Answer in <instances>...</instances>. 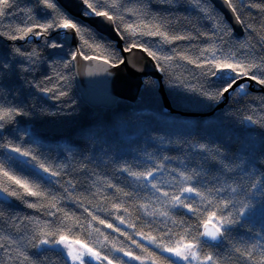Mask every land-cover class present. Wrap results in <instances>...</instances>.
Segmentation results:
<instances>
[{
	"label": "trees",
	"instance_id": "obj_1",
	"mask_svg": "<svg viewBox=\"0 0 264 264\" xmlns=\"http://www.w3.org/2000/svg\"><path fill=\"white\" fill-rule=\"evenodd\" d=\"M207 2L231 28L220 10L210 0ZM16 4L12 15L0 19V31H3L5 26H15L26 20L27 12L21 9L31 8L37 20L46 11L36 4V0H16ZM58 5L67 15L86 25L96 43L107 46L105 55L113 59L114 63L123 59L116 43L87 22L72 15L59 2ZM129 6L142 8L147 18H162L166 30L170 33L194 37L171 44L162 42L159 37L123 38L125 47L133 40H138L143 47L149 48L159 56L173 57L167 62L156 60L163 74V83L172 107L197 113L214 109L225 96L217 101L206 100L200 95V90L215 91L219 82L205 75L204 70L195 63L180 58L188 56L196 59L201 49L213 43L208 39V35L214 31L212 21L205 18L204 13L199 11L192 0H176L172 5L161 3V0H139L138 3L134 0ZM240 11L242 18L257 29L264 22V14L255 8H242ZM135 19L137 17L126 16L129 23ZM243 27L244 34L241 37H235L232 30L231 35H226L223 42L216 39L214 43L218 49H223V55L235 52L237 58H243L250 52L239 46L250 42L254 46L251 54L264 55L260 35L247 29L245 25ZM11 45L19 46L23 50L36 49L40 54L39 59L29 63L23 57L15 56L10 50ZM83 50L85 54L101 52V49H97L96 53L88 48ZM67 51H75V48L66 44L63 50L48 49L39 37H29L28 41L0 40V61L7 59L11 65L7 70H0V104L21 108L25 113L17 116L0 131V145L11 142L12 145L30 149L37 156V160L33 161L29 157L0 147V163L15 174L38 183L45 191L54 194L57 197V206L62 209L55 216H50L47 213L55 210L46 206L48 201L39 202L43 206L29 208L22 200L9 197L7 203L0 202V209L4 211V217L0 218V237L11 236L13 239H20L22 247L36 264H73L66 251L59 246H41L35 249L28 245V239L39 231L34 221L50 222L54 227L63 221L64 225L71 227L70 232L67 228L63 231L69 241L80 240L88 243L102 254L109 255L114 264H119L117 257L122 258L125 264H140L139 261L124 257L122 253L112 249L111 242H115L117 247L122 246L125 250L147 257V254L136 248L126 235L106 227L107 223H111L140 241L149 251L158 253L156 264H168L160 256L169 254L159 253L155 245L143 240L136 232L158 235L159 232L170 228L182 231L185 227H191L192 234L195 235L202 231L199 227L200 221L187 209L167 205V198L152 189L148 181L136 180L122 169L126 167L138 172L156 169L157 186L170 193L178 190L182 179L180 172L190 175L199 173L188 183L208 194L214 202L235 196L236 194L227 190L228 186L248 184V176L252 173L250 171L245 174L242 168H235L233 160L242 163L243 168L255 169L257 174H264V155L261 154L264 145V91L258 90L261 85L254 83L256 89L249 86L248 95H229L227 103L210 115H184L166 109L159 91V81L147 77L144 79L137 103L119 99L113 107H93L81 98L76 88L73 65L64 66L68 60L65 55ZM53 52L56 54L50 55ZM217 54L221 55V52L218 50ZM41 87L52 88L53 91L42 92ZM61 91L66 95L59 96ZM249 115L259 123L246 121L244 118ZM201 144L207 146V151L199 147ZM217 149L221 156H215ZM240 156L244 157L242 162L238 160ZM212 157L214 159H210ZM250 158L255 163H250ZM40 163L58 171L59 174L51 176L44 172L39 168ZM227 168L233 170L228 171ZM109 184L115 185L123 192H117L115 188L109 187ZM221 187L225 188V191L217 194L215 189ZM125 192L131 195L125 196ZM24 199L37 202L34 197L26 196ZM190 199L193 207L203 208L200 197L193 195ZM262 202L264 197L253 199L255 209L247 217L241 218L242 227L233 226L222 243L213 244L202 240L204 251L223 257L224 264H244L233 251V246L241 241L250 243L254 237L258 239L257 233L264 236ZM114 203L121 204L122 208H113ZM144 204L149 206L147 212L167 210L172 219L184 221V224H173L172 219L160 216L158 211L157 214L149 216L141 207ZM124 207L128 208L127 213L123 211ZM89 211L105 220L106 224L92 220ZM64 213L71 219H65ZM117 216L123 217L125 223L121 224ZM129 223H133L135 228H129ZM97 228L103 236L95 231ZM104 236L108 237L107 241ZM260 243H264V240ZM15 255L13 250L14 258ZM6 261L7 252L0 249V264H5ZM13 264L18 262L14 259ZM86 264H89L88 259ZM145 264H152L151 259L146 258Z\"/></svg>",
	"mask_w": 264,
	"mask_h": 264
},
{
	"label": "snow or ice",
	"instance_id": "obj_2",
	"mask_svg": "<svg viewBox=\"0 0 264 264\" xmlns=\"http://www.w3.org/2000/svg\"><path fill=\"white\" fill-rule=\"evenodd\" d=\"M80 2L82 5L81 15L83 17L103 18L104 21L114 25L113 31L120 35L121 38L125 36L159 37L162 42L168 44L179 40L194 39L190 35L170 33L166 30L162 18H147L142 8L129 6L134 3V0H80ZM135 2L138 3L139 0H135ZM175 2L176 0H161V3L168 5H172ZM192 3L199 11L204 13L206 19L212 21L214 31L211 35H202H208V39L213 41V43L201 49L196 59L188 56H181L180 58L188 60L189 63H195L197 67L204 70L205 75L214 77L219 81V87L215 91L201 89L200 95L206 100L217 101L223 98L226 93L229 95H248L247 89L250 86L249 82H255L258 85L264 86V55L257 56L251 54V49L254 46L250 42L242 43L239 46L240 48L248 49L250 52L249 55L243 58H237L235 52L223 55V49H218L214 41L219 39L223 42L226 35H231L232 29L227 26L223 17L216 13L214 7L208 4L207 0H192ZM222 3L233 14L237 23L245 25L252 32H257L260 35L262 45H264V35H261L264 33V22L257 29L253 24L247 23L242 18L240 11L242 8H255L261 14H264V0H222ZM36 4L41 5L46 10L41 14L40 19H36L31 8L26 10L21 9V11L27 12L26 20L15 26H5L4 30L0 31V40H7L9 42L19 40L28 41L29 37H39L42 38L43 43L48 49L63 50L71 39H78L80 46L75 51L65 52V55L68 57V60L64 64L65 67L72 65L78 56L84 61H98L110 66H116L117 63L124 62L123 60H119L114 63L113 59L106 56L107 46L96 43L95 38L91 35V30L86 25L81 24L63 12L58 5V0H36ZM16 7V0H0V19L12 15V10ZM126 16H134L137 19L129 23L126 21ZM262 20H264V16H262ZM137 47L143 48V51L154 60L167 62L173 59L172 56L157 55L156 52L143 47L138 40H133L124 50L131 51ZM84 48L90 49L93 53H96L97 49H101V52L99 54H85ZM10 50L15 56L23 57L29 63L38 60L40 55L36 49L23 50L21 47L14 45L10 46ZM218 50L221 52V55L217 54ZM54 54L56 53H50V55ZM200 57H203V59L201 60ZM10 67L11 65L7 59L0 61V70H7ZM40 90L42 92L53 91L52 88L44 87H41ZM58 95L63 96L66 93L61 91ZM176 102L179 105V99ZM24 114L21 108L0 104V131L4 129L6 124L12 123L17 116ZM244 119L250 123H259L251 115L246 116ZM0 147L10 149L11 152L18 153L20 156L29 157L33 161L37 160V156L30 149L12 145L11 142L0 145ZM199 147L207 151L206 145L201 144ZM261 154L264 155V145H262ZM215 156H221L218 149L215 152ZM210 159H214V157ZM223 159L229 158L223 157ZM238 160L242 162L244 157L240 156ZM249 162L255 163L251 158ZM232 163L235 168H242L245 174L251 171L252 174L248 176L249 183L246 185L241 184L238 187L229 185L227 190L236 195L215 202L209 198L208 194L188 183L193 180L194 176H198L199 173L190 175L187 172H180L179 175L182 179L179 183L178 190L170 193L163 191L157 186L155 182L156 169L138 172L131 171L126 167L123 168V171L128 172L136 180L148 181L152 189H155L157 193H161L163 197L167 198L165 201L167 205H170L172 208L179 207L187 209L188 212L197 216L200 221L199 227L203 229L195 235L192 234L191 227H185L182 231H174L170 228L167 231L159 232L158 235H152L151 233L145 234L137 231L136 235L141 236L149 244L155 245L159 249V253L169 254L168 256H160L168 264H177V262H183V264H224L223 257L204 251L201 246L203 243L201 238L222 243L227 239L233 226L240 225L242 227L241 218L247 217L255 209L256 205L252 203L253 199L264 197V174H257L255 169L243 168V164L237 163L235 160ZM221 167H224V165H221ZM39 168L51 176H57L59 174L58 171L46 167L44 163H40ZM226 170L232 171L233 169L227 168ZM108 186L115 188L117 192H123L122 189L117 188L115 185L109 184ZM223 191H225L223 187L215 189L217 194ZM123 194L125 196L131 195L126 192ZM185 194H188V196H185ZM193 195L200 197L203 208L199 206L193 207L190 199ZM26 196L36 198L37 202L25 200L24 198ZM9 197L22 200L29 208L43 206L39 202L48 201L46 206L55 210L47 213L50 216H55L57 212L62 211L57 206V197L54 194L45 191L38 183L15 174L0 163V202L7 203ZM112 206L117 210L122 208V205L118 203H114ZM141 207L149 216L157 214L158 211L160 216L172 219L167 210L147 212L149 207L147 204L141 205ZM85 211H88V209H85ZM123 211L127 213L128 208L124 207ZM218 212L220 213L219 215L217 214ZM261 212L264 214V202L261 203ZM89 215L92 217V220L98 221L102 225L106 224L105 220L100 219L91 211H89ZM3 217L4 211L0 209V218ZM64 218L71 219L67 213H64ZM116 218L121 224L125 223L123 217L117 216ZM34 223L37 224L39 231L28 239V245L32 248L39 249L41 246H62L66 249V255L73 264L75 262L85 264V257H88L89 264H92V261H98L100 264H105V262L106 264H114L113 259L109 255L102 254L95 248L90 247L88 243H83L80 240L69 242L68 237L63 234V231L67 228V231L70 232L71 227L64 225L63 221H61L59 226L55 227L50 222L41 223L40 221H34ZM172 223L183 225L184 221L172 219ZM127 226L129 228H135L133 223H129ZM106 227L113 229L115 232H120L121 235H126L136 248L147 254V257L137 255L131 250H125L122 246L117 247L115 242H111L112 249L116 252L122 253L124 257H128L131 260L139 261L140 264H145L146 258L151 259L152 264H156V258L159 256L158 253L149 251L148 247L140 241L133 239L131 235L122 232L120 228L114 227L113 224L107 223ZM95 231L102 236L104 235L98 228ZM256 237L258 239L254 237L250 243L241 241L238 245L233 246V251L239 255L244 264H264V243H260L261 240H264V236L257 233ZM104 240L107 241L108 237L104 236ZM33 241L36 242L33 243ZM74 245H78L79 248L74 247ZM0 249H4L7 252V261L5 264H13L14 259L18 264H26V262L27 264H36L24 250V247H22V241L20 239H13L11 236L0 237ZM13 250L16 253L15 258L13 256ZM173 257L175 259H172ZM116 259L119 261V264H125L122 258L117 257Z\"/></svg>",
	"mask_w": 264,
	"mask_h": 264
},
{
	"label": "water",
	"instance_id": "obj_3",
	"mask_svg": "<svg viewBox=\"0 0 264 264\" xmlns=\"http://www.w3.org/2000/svg\"><path fill=\"white\" fill-rule=\"evenodd\" d=\"M58 2L72 15L87 22L109 40L115 42L122 52L124 62L117 63L116 66L105 65L98 61H84L79 56L73 62L76 88L81 98L89 105L93 107H113L119 99L137 103L140 99L144 79L147 77H153L159 81V91L163 97L165 107L174 113L206 116L214 113L227 103L229 94L226 93L225 98L209 112H185L174 109L167 95L162 79L163 74L156 60L144 52L143 48L137 47L131 51H125L124 49L127 47L123 44V38L113 31L114 25L104 21L103 18H85L81 15L82 5L80 0H58ZM210 2L224 15L233 30V34L236 37H241L244 34L243 25L236 22L233 14L222 3V0H210ZM67 45L74 47L76 50L79 47V40L71 39ZM214 80L218 81L216 78ZM254 83L249 82L252 89H256ZM258 90L264 91V86H259ZM202 240L207 243L220 244V242L206 240L205 238H202ZM92 262L100 264L98 261Z\"/></svg>",
	"mask_w": 264,
	"mask_h": 264
},
{
	"label": "rangeland",
	"instance_id": "obj_4",
	"mask_svg": "<svg viewBox=\"0 0 264 264\" xmlns=\"http://www.w3.org/2000/svg\"><path fill=\"white\" fill-rule=\"evenodd\" d=\"M235 36V35H234ZM236 37V36H235ZM69 241V240H68ZM69 242H71V241H69ZM59 247H61V248H63L62 246H59ZM74 247H76V248H79V246L78 245H74ZM64 249V248H63ZM65 251H66V249H64ZM88 258L87 257H85V264H86V260H87ZM73 263V262H72ZM75 264H79V262H75Z\"/></svg>",
	"mask_w": 264,
	"mask_h": 264
},
{
	"label": "bare ground",
	"instance_id": "obj_5",
	"mask_svg": "<svg viewBox=\"0 0 264 264\" xmlns=\"http://www.w3.org/2000/svg\"><path fill=\"white\" fill-rule=\"evenodd\" d=\"M80 19V18H79ZM115 43V42H114Z\"/></svg>",
	"mask_w": 264,
	"mask_h": 264
},
{
	"label": "flooded vegetation",
	"instance_id": "obj_6",
	"mask_svg": "<svg viewBox=\"0 0 264 264\" xmlns=\"http://www.w3.org/2000/svg\"><path fill=\"white\" fill-rule=\"evenodd\" d=\"M78 18V17H77Z\"/></svg>",
	"mask_w": 264,
	"mask_h": 264
}]
</instances>
